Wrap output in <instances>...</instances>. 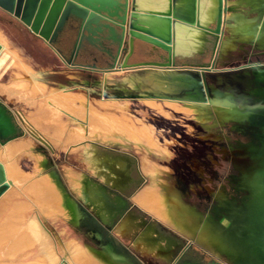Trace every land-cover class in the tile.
I'll list each match as a JSON object with an SVG mask.
<instances>
[{"label": "bare ground", "instance_id": "obj_1", "mask_svg": "<svg viewBox=\"0 0 264 264\" xmlns=\"http://www.w3.org/2000/svg\"><path fill=\"white\" fill-rule=\"evenodd\" d=\"M50 5L53 8L55 2L43 0V6H41L39 12L40 20L43 19L47 6ZM232 5L244 6L253 13L261 12L258 17L261 18L262 16V21L264 20V10L261 9L262 3L259 0H233ZM231 17L234 19V24L228 28V34L225 35L222 42L219 56L223 59L234 56L235 50L240 45H249L264 50V23L261 27V35H258L260 41L256 44L255 37L259 22L256 20L253 23L249 22V24L241 15L237 14L231 15ZM39 19L34 24L35 29L39 27ZM244 81V90L246 91L244 96L236 94L231 88L219 91L212 87L211 105L175 100H135L142 101L148 108L157 109L161 112L163 111L162 106H166L176 112L181 111L188 115L192 113L194 122L205 127L236 125L245 122L248 115L247 110L253 108V104L250 107L247 106L246 102L253 101L259 93L257 85L264 82V70L247 69ZM19 85L22 89L23 86H26V83L21 82ZM34 89L36 90L29 92L33 102L36 99L40 100L38 99V92L42 91L43 88L35 86ZM75 100H79L81 104H75ZM44 101L49 107V117L54 121L57 117L58 119L61 117L63 123L59 126L49 124L48 127L42 129L39 127L40 124L33 123L30 121L31 119L22 118L33 137L38 141L47 144L51 148L58 144L63 147L67 142H77L75 146H80L83 144L81 140L84 139L109 145L133 146L143 154L141 161L143 172L157 178L156 182L145 187L136 195L135 201L140 208L164 221L177 231L193 237L198 244L219 257H226L235 264H253L249 257L250 249L247 242L250 233L245 227L247 204L256 192L254 185L250 183L252 179V161L251 159L247 161L239 158L241 156L236 157L238 153L232 150L234 145H231L230 150H228L234 169L232 176L229 178V186H224L216 192L215 204L204 220L200 210L196 206L185 202L183 196L173 186L170 173L165 171L164 168L157 167L155 162L152 161V156L157 158L170 156L167 147L160 146L156 141L155 129L163 128L167 133L166 136L170 139H183L185 134L181 125L169 122L167 116L164 117L161 114L154 124L146 122L138 126L126 114L127 100L121 103L119 99L105 98L103 94L98 107L109 111V114L105 116H101L100 110L91 106L87 96L75 97L69 90H65L57 96L51 95ZM66 122H73L75 127L69 128V124H66ZM50 127L54 129L52 135L46 132ZM164 141H167V139H164ZM249 144L240 141L235 147L242 148L243 145H246L245 151L248 152ZM31 146V140H20L14 142L10 147L4 146L0 151V163L4 167L6 182L9 184L8 189L0 197V203L4 201L6 203L11 192L15 188H19L31 204L30 208L33 205L36 209V215L30 217L26 216L25 204H22V206L20 204L17 209L15 208L16 212L14 211V214H17L15 216H11V213L10 216L4 212L0 213V264H113L102 252L90 246L84 247L77 241L73 240L67 244L62 243L63 246L60 248L62 252L58 251L57 242H51L50 235L43 226V221L49 218L53 220L63 219L76 224L77 209L67 195L59 193L57 185L52 180L43 176L45 165L42 157L37 156L33 160L35 176L34 174L31 177L25 176L17 166L16 155L18 156V153L22 151H27ZM101 151L103 152V150ZM85 156L89 169L100 176L103 183L120 190L125 189L130 183L131 164L128 158L117 157L112 164H105L97 159L93 153L89 154L88 152ZM193 164L196 173L204 176L205 171L201 165L197 161H193ZM67 175L69 183L79 193L80 198L90 203L93 209L98 210L99 215L108 217L113 208L108 205L102 206L105 204L101 205L102 197L100 190L95 189L96 185L89 181L84 182L77 173L69 172ZM208 190L211 191L209 187ZM137 220V215L128 213L118 228V232L122 236H126L131 229L137 226ZM136 240L137 249L144 254H152L164 259L170 258L174 249L170 241L165 240L155 229L151 228L142 232ZM29 249H33V251L35 249L36 256L26 263L25 260L29 253H33Z\"/></svg>", "mask_w": 264, "mask_h": 264}, {"label": "water", "instance_id": "obj_2", "mask_svg": "<svg viewBox=\"0 0 264 264\" xmlns=\"http://www.w3.org/2000/svg\"><path fill=\"white\" fill-rule=\"evenodd\" d=\"M42 20L43 0H0V7L20 19L33 33L49 43L68 44L75 38L69 70L88 72L99 77L105 98L175 100L212 104L213 80L208 73L218 70L221 45L234 23L231 15L239 8L233 0H50ZM264 10V0H261ZM252 13V11H250ZM261 13V12H260ZM260 13L256 12V14ZM263 19V17L261 16ZM39 21L38 29L34 24ZM260 27V26H259ZM258 27V28H259ZM84 48L96 61L109 60L110 68L77 67L74 59ZM253 50H255L253 48ZM212 51L211 64L176 68L178 60L203 56ZM264 53V50H255ZM248 53V52H247ZM145 56L147 60H137ZM123 57V58H122ZM17 60L0 45V84L16 66ZM251 66V67H250ZM252 68L250 63L242 69ZM117 82L120 95L110 93ZM248 109L244 124L259 130L249 144L252 183L256 192L247 204L245 227L249 231V257L253 264H264V82ZM24 136L16 114L0 101V145ZM0 163V197L8 189ZM122 205L108 217L121 216ZM103 254L113 263H125L127 257L108 245ZM180 262V261H179ZM178 264V263H176Z\"/></svg>", "mask_w": 264, "mask_h": 264}, {"label": "rangeland", "instance_id": "obj_3", "mask_svg": "<svg viewBox=\"0 0 264 264\" xmlns=\"http://www.w3.org/2000/svg\"><path fill=\"white\" fill-rule=\"evenodd\" d=\"M227 34L228 32L225 35ZM73 40H75V38H72L71 41ZM253 48L255 50H259L258 48L253 46L240 45L235 50L234 56L225 59L219 57L217 63L218 70L208 73L209 77L213 80L211 86L215 87L219 91H224L227 88H231L236 94L244 96L246 92L244 90V80L245 71L247 69H242L241 67L246 63H255V61H257L258 59H264L262 57L258 58L257 56L249 59L248 56L242 55V53H247ZM240 54L242 56H240ZM255 54H258V52H256ZM212 55V51H207L203 56L189 58L186 60H178L177 62L195 66H206L209 64V62H212ZM135 59L140 61L147 60L148 58L145 56H138ZM76 61L78 64H85V66L92 67H97L98 64L109 62V60L96 61L95 57L88 55L84 48L81 50L80 56L76 57ZM250 67L247 68L251 70L253 69L255 71L264 70V65H252V68ZM57 70H60L61 72L60 75H57V95L61 94L65 90H69L75 97L87 96V100L90 102L91 106L100 110L101 116L109 114L108 110L100 109L98 107V104L100 102L99 100L102 96L100 95L101 85L98 76L90 74L88 72L76 73L75 70H69V68L63 69L62 67H60ZM64 72L67 73L65 74ZM1 86L2 85H0V87ZM110 88L111 94H121L119 90L120 85L117 82H114L110 86ZM33 91L34 90L32 89L30 92ZM20 94L21 93L18 92L11 94V96L17 101V103H15L16 106H21V103H23L26 104V107L32 109L29 111H21L18 113V115L16 114L18 121L20 122V125L24 130V136L21 137L20 140H31L32 146L31 148L27 149V151H22L18 153V156L16 155L17 158L15 160L17 162V166L25 176L31 177V175L33 176V174L35 176L36 172L33 160L37 156L42 157L45 165L43 170V173L46 174L45 176H51L50 179L53 180L55 184H57L56 187L59 189V193H64L65 195H67L73 201V203H75V206H77L78 220L76 224H71L65 220H53L51 218L43 221V226L49 233L51 242H57V249L59 252H62L60 248H62L61 246H63V244H67L73 240L77 241L84 247L90 246L95 250H99L96 243L94 242L95 237L92 234V228L97 227L99 224L94 221L91 222V220H86L87 216L92 215L91 206H89L87 202L80 198L81 196L79 195V193H77L73 189V187L69 183L67 174L69 172L77 173L79 178L83 179L84 182L89 181L91 183L100 184L103 183L102 179L100 178V176L93 173L89 169L85 161V155H87L88 152L89 154L93 153L97 159H100L101 162L105 164H112L113 160L117 157H126L130 160L132 180L124 190L116 188L114 189L120 191L124 196H126L133 202H135L136 195L145 187H148L152 185L153 182H156L157 178L149 176L143 172L141 164L143 154L137 151V149L133 146H120L119 144L109 145L99 141L92 142L91 140L84 139L81 140L83 144L80 146H75L77 145V142H67L63 145V147L62 145L58 144V147L55 146L51 148L47 144L38 141L35 137H33L31 133L30 135L29 133L27 134V130L22 125L21 120H23L24 118H29V120L31 119L34 122L36 121L37 124H40L39 127L43 129V124L59 126V124L63 123V119L61 117H59L58 119L57 117V119L54 121L49 117V107L44 101L45 96H39L38 99H41H36V101L33 102L32 98H30V95ZM125 100H127V109L125 110L126 114L130 118V120L138 126H140L141 123L146 122H148L149 124H154V122L159 119L161 114H163L164 117L167 116L169 122L176 123L182 126V130L185 134V137L183 139H170L166 136L167 133L163 128L157 130L155 129L154 135L156 136V141L160 146L167 147L168 152H170V156L167 158H157L155 156H152V161L155 162V165L157 167L164 168L165 171H168L170 173L171 183L183 196L184 201L196 206L202 213L203 217L207 216L214 206L215 201L212 204V198L208 197L206 194L213 195L214 190L221 189L224 186L228 187L229 178L234 172V169L232 168V159L230 157V152L228 151L230 150V146L234 145L232 150L239 154H237L236 157L241 156L239 158L248 161L251 158L249 153L245 151L246 145H243L242 148H236L235 146L238 145L240 141H243L245 143L255 142V135L259 133V130L248 124H244V122L236 125H211V127H205L194 122V115L192 113L188 115L181 111L176 112L166 106H162L163 111L161 112L157 109L148 108L143 104L142 101H137L135 99H119L121 103H124ZM38 103H41L40 106ZM246 103L248 104L247 106H252V101H248ZM75 104L80 105L81 102L79 100H75ZM38 107H42V111L46 112L41 113L40 111H38ZM66 124H69V128L75 127V124L73 122H66ZM46 132L49 135H52V133H54V129L50 127L46 130ZM164 139H167V141H164ZM6 145L7 144L1 146H3L4 148V146ZM72 148L73 150H71ZM101 150H103V152ZM193 161H197L204 169V176H200L196 173L193 168ZM177 168L180 169L179 173H175L178 172L176 171ZM67 171L69 172L67 173ZM50 173L55 174L57 178H54ZM106 185L113 188L109 184ZM208 187L211 191L208 190ZM7 202L9 203V205ZM203 202L205 203V205ZM3 203H0V213L4 212L9 216L11 213V216H15V208L17 209L20 204L21 206L22 204H25L26 216L30 217L32 215H36L35 207L32 205V207L30 208L31 204H29L27 198L23 195V191L19 188H15V190L12 191L9 195L6 203ZM129 212L139 216H146L147 218H151L153 216L150 213L148 214V212L146 213L140 207H132L128 211V213ZM203 249L206 252V255L204 257L206 264L211 262V260L213 259H216L218 261V264H235L226 257H219L206 248L203 247ZM29 250L33 251V249ZM34 252H36L35 249L33 253H29V256H27L25 260L26 263L28 261L30 262L31 259H34V257L36 256V253ZM180 255L175 259V261L171 262V264L179 263V261H181V259L183 258H179ZM181 264L188 263L185 261Z\"/></svg>", "mask_w": 264, "mask_h": 264}, {"label": "crops", "instance_id": "obj_4", "mask_svg": "<svg viewBox=\"0 0 264 264\" xmlns=\"http://www.w3.org/2000/svg\"><path fill=\"white\" fill-rule=\"evenodd\" d=\"M234 14L241 15L242 18L245 19L248 23L249 22L253 23L256 20L259 22L260 28H258L255 37L256 38L255 41L257 44L260 41L259 36L261 35L262 32L261 27L264 23V20L262 21V18H259L258 14L253 12L251 13L250 10L244 6H240L237 9V11L232 15ZM0 45L3 46V50L4 49L7 50L11 54V56L17 60V64L11 71L8 78L3 83L0 84L2 85L0 87L1 102L7 105L9 109H11L15 114L18 115V113L21 111H26V110L29 111L32 109L26 107V104L23 103H21V106L20 105L16 106L15 103H17V101L15 98L11 96L12 93L18 92L23 95H30L29 92L32 89L36 90L34 89L35 86H41L43 89L42 91L38 92L39 96L43 95L45 96V99L49 98V96L51 95L57 96V75L61 74L60 70L57 69L60 67H62L63 69L69 68L68 60L73 56L75 40L70 41L68 44H63L61 43L60 40L54 41L53 43H49L40 36L33 33L31 29L27 27L20 19L16 18L14 15H12L8 11L0 7ZM256 52L257 51L252 49L248 53H242V55L248 56L249 59L253 58L254 56H257L258 58L261 57L264 58V53L258 52V54H255ZM242 55L240 54V56ZM78 56H80V54ZM211 58H212L211 60H213L214 55H212ZM74 64H75V68L92 67V66H85V64L84 65L78 64L76 58L74 59ZM177 66L181 67L182 65L177 64ZM97 67L98 70H103V69H109L111 66H110V62H108V63L98 64ZM192 67H200V66L193 65ZM64 73L66 74L67 72ZM21 82L26 83V86H23L24 88L22 89L20 88L21 86L19 85ZM38 104L40 106V103ZM38 111H40L41 113L46 112V111H42L41 107L40 108L38 107ZM21 121H22V125L27 130V134L29 133L30 135L31 132L28 129L27 125L24 124L23 120ZM32 122L36 123V121L35 122L32 121ZM42 127H48V125L43 124ZM45 134L47 135V133ZM19 140L20 138L8 142L6 147L12 146L14 142L17 141L19 142ZM1 149H3V146L0 145V150ZM50 174L53 175L54 178H56L55 174L52 173ZM45 175L46 174L43 173V176ZM45 177L50 179L51 176L49 177L45 176ZM75 207L77 209V206ZM127 215H125V218L127 217ZM77 217H78V213H77ZM125 218L123 217L122 219H120L112 227L111 230L112 236L117 240L120 249L124 253H126L127 256V261L125 263H119V264H171V262L175 261V259L179 256L182 250H187L188 244L190 245L191 244L190 242H192V240L189 238V235H185L177 231L175 228L171 227L164 221L154 216H152L151 218H147L146 216L137 215L138 218V220L136 221L137 226L131 229L126 236H122L118 232V228L120 227V225L122 224ZM58 220H63V219H58ZM149 228L155 229L165 240H168L170 241V243L173 244L174 249L170 258L164 259L161 257H156L152 254H144L142 251L137 249L136 239H138V237L142 234V232L146 231ZM197 251L199 250H194L191 258H188V260L186 261L188 264H206L205 260H195V253H197Z\"/></svg>", "mask_w": 264, "mask_h": 264}, {"label": "flooded vegetation", "instance_id": "obj_5", "mask_svg": "<svg viewBox=\"0 0 264 264\" xmlns=\"http://www.w3.org/2000/svg\"><path fill=\"white\" fill-rule=\"evenodd\" d=\"M211 63L212 62H209V64H211ZM249 63H250V65H264V59L263 60L262 59H258L257 61H255V63L254 62H249ZM177 64H181L182 65L181 67L193 66V65L186 64V63H177ZM173 166H174V164H173ZM175 166H176V164H175ZM176 171H178V172H175V173H179L180 172V169L177 168ZM131 180H132V169H131ZM106 184L107 183L95 184L96 185L95 186V189L100 190V193H101V197H102V199H101V205L102 204H105V205H102V206L105 207L106 205H108V206H111L112 208H116V207H119V206H121L123 204L122 203V199H123L125 201V209H124L123 214L121 216H118L117 215V217H115L113 220L106 219V221L103 222V220L99 217L98 210L96 211L95 209H93L91 207L92 215L87 216L86 217V220H88V221L91 220V222L94 221V222H97L99 224L97 227H93L92 228V234L95 237V241L94 242L96 243L97 247L99 248V251L103 252L107 248L108 245H112L113 246V249L115 250L116 253L126 256V253H124L120 249V246H119V243L117 242V240L112 236L111 230H112V227L120 219H122L123 217H125V215H127L128 211L132 207H134V208H137L138 207L139 208V206L136 205L135 202L129 200L120 191L116 190L117 188L114 189V187L113 188L108 187ZM218 190L219 189L214 190V194L213 195L206 194L208 197L212 198V204L215 201V195H216V192ZM206 195H205V197H206ZM88 204H89V206H92L90 203H88ZM204 205H205V203H204ZM205 218H206V216L203 217L204 220H205ZM189 238L192 240V242H190L191 243L190 245L188 244L187 250H182V252L180 253L181 255L179 254L180 255L179 258H181V257H183V258L181 259V261L178 264H181L182 262L187 261L188 258H191V254L194 252V250H199L195 254V260H205L204 257L206 255V252L203 249V247L200 244H198L193 237L189 236ZM193 240H194V242H193ZM173 264H175V263H173ZM208 264H218V261L216 259H213Z\"/></svg>", "mask_w": 264, "mask_h": 264}, {"label": "built area", "instance_id": "obj_6", "mask_svg": "<svg viewBox=\"0 0 264 264\" xmlns=\"http://www.w3.org/2000/svg\"><path fill=\"white\" fill-rule=\"evenodd\" d=\"M176 68H183V67H178V66H176Z\"/></svg>", "mask_w": 264, "mask_h": 264}]
</instances>
